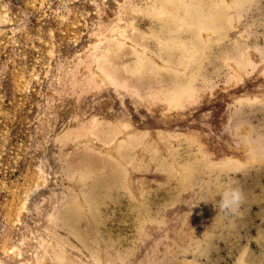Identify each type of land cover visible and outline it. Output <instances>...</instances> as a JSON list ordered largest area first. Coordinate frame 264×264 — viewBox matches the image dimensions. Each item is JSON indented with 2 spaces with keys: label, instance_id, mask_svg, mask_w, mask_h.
I'll list each match as a JSON object with an SVG mask.
<instances>
[{
  "label": "rangeland",
  "instance_id": "rangeland-1",
  "mask_svg": "<svg viewBox=\"0 0 264 264\" xmlns=\"http://www.w3.org/2000/svg\"><path fill=\"white\" fill-rule=\"evenodd\" d=\"M0 264H264V0H0Z\"/></svg>",
  "mask_w": 264,
  "mask_h": 264
},
{
  "label": "clouds",
  "instance_id": "clouds-1",
  "mask_svg": "<svg viewBox=\"0 0 264 264\" xmlns=\"http://www.w3.org/2000/svg\"><path fill=\"white\" fill-rule=\"evenodd\" d=\"M220 200L217 202L219 211L225 216L233 215L239 212V209L244 202L245 195L240 187L228 185L220 193Z\"/></svg>",
  "mask_w": 264,
  "mask_h": 264
}]
</instances>
